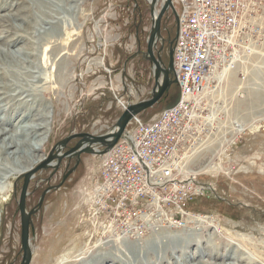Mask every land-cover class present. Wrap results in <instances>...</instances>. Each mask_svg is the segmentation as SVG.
<instances>
[{
	"label": "rangeland",
	"instance_id": "rangeland-1",
	"mask_svg": "<svg viewBox=\"0 0 264 264\" xmlns=\"http://www.w3.org/2000/svg\"><path fill=\"white\" fill-rule=\"evenodd\" d=\"M6 1L12 5V13L22 7L19 1ZM152 1L55 0L59 19L46 20L43 25L39 22L35 26L39 35L28 36L18 30L5 35L27 36L23 40L19 37V47L29 46L32 37L40 48L49 41L54 49L49 52L52 57L47 67L39 73L30 67L32 61L27 58H0L11 64L10 73L16 75L6 90L0 91L4 93L0 95V122L9 131L6 139L17 128L12 136L33 144L29 136L20 137L18 129L30 119L19 124V117L30 107L36 114L38 106L33 96L21 89H31L37 99L42 97L47 102L51 118L49 142L42 152L45 158L69 135L111 132L123 112L122 104L127 107L149 99L154 86L153 69L143 54L151 29ZM162 4L158 0L154 10ZM242 5L232 50L214 75L210 89L197 99L195 117L187 125L185 146L173 159L179 171L176 188L168 196L141 197L137 205L140 217H133L131 222L127 216L136 214L129 211L132 205L118 210L113 200L97 190L101 156L82 154L75 170L62 183L75 159H63L56 170L50 167L37 171L26 189V211L36 208L42 193L50 189L31 216L29 264H41L33 260L44 257L47 251L53 250L54 259L71 247L78 255L71 264L103 262L96 260L101 251L108 255L106 261L110 264H239L231 259L233 256L245 259L241 264H264V0H242ZM12 24L26 28L21 21ZM174 34L173 16L168 10L160 25L164 43L161 48L157 41L153 49L157 56L164 47V57H160L165 66L167 42ZM38 77L43 78L42 82ZM4 82L0 79V86L4 87ZM172 87L176 88L172 85L158 104L138 115L139 119L147 122L176 103ZM132 128L129 124L125 130ZM76 141H70L66 149ZM22 149V154L32 159V152L26 146ZM16 164L15 159L0 152V188L6 193L0 199V264H22L23 258L18 211L23 179L15 176L5 184L2 181ZM201 168H206L204 173L197 174ZM183 204L190 217H207L213 221V228L189 224L181 214ZM170 214L176 215L175 225L165 216ZM132 231L135 236L124 240L121 248L135 244L139 249L133 255L118 260L100 249L105 242L124 238ZM165 235L182 241L172 245ZM214 252L229 257L223 262L213 260L209 253ZM139 254L140 258L135 259Z\"/></svg>",
	"mask_w": 264,
	"mask_h": 264
},
{
	"label": "built area",
	"instance_id": "built-area-1",
	"mask_svg": "<svg viewBox=\"0 0 264 264\" xmlns=\"http://www.w3.org/2000/svg\"><path fill=\"white\" fill-rule=\"evenodd\" d=\"M171 3L177 16L175 20L172 14L176 37L167 44L170 48L172 42L177 101L147 122L135 116L129 123L133 128L124 130L118 142L101 156L95 182L99 193L113 200L116 209L127 210L132 205L129 211L136 214H129V221L140 217L137 205L141 197L168 196L176 188L179 171L173 159L185 146L197 99L210 89L214 75L232 50L243 7L242 0ZM121 107L126 109L124 104ZM185 206L181 214L186 218L189 212ZM165 216L169 223H177L176 215Z\"/></svg>",
	"mask_w": 264,
	"mask_h": 264
},
{
	"label": "bare ground",
	"instance_id": "bare-ground-1",
	"mask_svg": "<svg viewBox=\"0 0 264 264\" xmlns=\"http://www.w3.org/2000/svg\"><path fill=\"white\" fill-rule=\"evenodd\" d=\"M0 1H1L0 13L1 12H7L3 15H0V28H1V30H0V44H2V45H0V58L1 59H7L11 56L15 57V58L22 57V58H24V60L27 58V59L32 61V63L30 62L31 63L30 67H32L34 70H36L37 73H39L40 71L42 72V70H44L47 67V64L49 62L50 57H52V56H49V52L53 53V51H54V49H52V47H49L50 42L49 41L46 42V44L42 45L43 47L40 48V46L37 45L38 41L32 42V37H31L30 38L31 41H29L30 42L29 46L19 47L20 46L19 37L21 40H23L24 38H28L27 36L25 37L24 35H20V36L17 35L18 37H16L14 35L13 37L9 38V36L5 37V35L11 34L12 30L21 31V32H23V34H26L28 36L30 34H32V36H36V34L39 35V33H40L39 30L38 29L36 30V28H35V26L39 22H41L43 25L44 23H46V20H48L50 22L51 20L55 21L56 19L57 20L59 19L58 11H60V9L58 7H56V6H58L56 4L57 2L55 3L54 2L55 0H16V1L20 2V5H22V7L17 9L15 13H12V10L10 9L12 5H8L6 0H0ZM70 1L72 2L73 0H70ZM74 1H76V0H74ZM147 1L149 2L151 0H147ZM160 1H162V3L164 2V0H160ZM157 2H158V0H156L154 2V4L156 5ZM158 11L154 10V14H153L154 17L157 15ZM33 14H35V15L33 16ZM152 19H153V17H152ZM15 21H21L22 23H24L26 25V28L19 29V28L13 27L12 22H15ZM62 24H63V22H62ZM35 30L38 33H35ZM51 39H52V37L49 38V40H51ZM32 43H34V44L36 43V45H31ZM42 44H43V42H42ZM14 48H16V49L13 50V52H11L10 50H12ZM40 49H41V53L38 54ZM22 58H20V59H22ZM1 59H0V76H1L0 79H5L6 82H4V85H3L4 87L0 86V91L4 90L5 88H7V86H9V85H7V83H9L11 81L12 77H13L12 79H14L16 77L15 74L10 73V69L12 67L11 64L9 65V64L3 62V60H1ZM19 71L20 70H18L17 72H19ZM152 72H153V70H152ZM38 79H39V81L42 82L43 78L41 79L38 77ZM13 82L16 85H18V81L17 82L13 81ZM11 85H13V84H11ZM27 89H21L20 91L27 93L28 96L30 94L33 96L34 101H35L34 104H37V106H38L37 107L38 112L33 115L32 111H34L33 110L34 108L30 107V108L25 109V111H23L19 117L20 118L19 124H24L29 119L31 122L24 124V126H22V125L19 126L18 129H20L19 136L20 137L29 136L30 138H32L33 144L28 143V141L27 142L20 141V139L16 138L15 136L13 137L12 134L16 133L17 128H15L13 130V133L10 135V137H8L6 139L7 134H9V131L4 127V125H3L4 123L0 122V141L2 144L0 146V152H1V154H4L5 156L6 155L11 156L13 159H15V161L18 162V164L14 165L10 169H8L9 171H7L5 176L2 178V181L4 182V184H5V182L12 181V179L15 176H17L16 178L19 177V179L22 178L23 175L27 174L34 166L39 165L45 159L42 152L45 151L46 145L49 142V138H50V135H49V133H50L49 119L51 118L50 117L51 115L48 112V107L46 104L47 102H44L42 100V97L37 99L36 98L37 94L35 95V93L33 91H31V89L30 90H27ZM14 92H15V90H14ZM39 94H40V92H39ZM0 95L3 96L4 93L0 92ZM8 98L10 99V96H8ZM0 99H2V98L0 97ZM2 101H4V100H2ZM25 103L23 102L21 105H24ZM0 111H2L1 107H0ZM126 131L127 130H125V132ZM24 146H26L32 152V154H33L32 159L26 158L25 157L26 155H23L22 152L20 151L22 149V147H24ZM97 151H98V149H97ZM5 163H6V161H5ZM9 165H11V164L9 163ZM204 169H206V168H201L196 173L200 174L204 171ZM5 194L6 193L3 190H1V188H0V199H3ZM185 219L187 220V222L189 224L193 223V224H197V225L199 224L201 226H205V227L210 228V229L213 228V221L207 217L197 216V217L193 218V217H190V215H189ZM207 230H209V229H207ZM133 236H135V233L133 231H132V233L126 232L124 235V238H122V237H118L116 239L114 238L113 240H109V241L105 242L104 245L102 244L99 247H100V249L105 250L107 253L108 252L112 253L116 259H118L119 257H124V256L126 257V256L132 254L135 250L138 251V249H139L135 244L127 247L128 249L127 248L126 249L121 248V243H123V241L126 240L127 238L129 239ZM164 237L165 238L170 237L168 240H170L172 245L177 244V242L181 240V239H178L179 237H177V236L165 235ZM184 240L186 241L187 239H184ZM74 250H75L74 247H71L69 249L67 248V249L60 251V253H57V256H55V258H54L55 259L54 264H69L70 262H75V260H73V259L75 257H77L78 255H75L76 251H74ZM141 252L144 253L143 249L141 250ZM136 254H137V252H136ZM209 254H210L209 257H211L213 260L217 259V260L222 261V260H224V258L228 259V257H229L228 255L222 256L220 254H217V252L209 253ZM53 256H54L53 250L49 251V252L47 251L44 254V257H42V258L35 257V259L33 260V263L38 262V260H39L41 264H51V260L53 259ZM96 256H98L97 257L98 259H96V260H98V261L103 260V262H100V263L97 262L98 264H102V263L103 264H110L111 263L110 260H109V262L106 261V259H108V255H106V254L102 255V251L100 252L99 255H96ZM193 257H195V256H193ZM139 258H140V254L138 256H136L135 259H139ZM234 258L235 257L233 256L231 259H233L235 262H239V264H241L242 261L244 262V260H245L242 258H235V259ZM112 260L114 261L115 259H112Z\"/></svg>",
	"mask_w": 264,
	"mask_h": 264
},
{
	"label": "water",
	"instance_id": "water-1",
	"mask_svg": "<svg viewBox=\"0 0 264 264\" xmlns=\"http://www.w3.org/2000/svg\"><path fill=\"white\" fill-rule=\"evenodd\" d=\"M155 1L156 0L152 1L150 7V15L151 18L153 17V19L147 39V50L146 53L143 54L145 60H148L152 64V69H153L154 86L151 91L150 98L141 101L137 104L128 105L126 109L122 112L119 119L116 121L112 131L109 133L100 136H94L90 134L69 135L64 140L58 142L51 149L47 158H45L43 162L37 165L35 169H31L27 174L23 175L22 177L23 185L21 187L19 201H18V211L20 215V227H21L20 244H21V250L23 252L22 264H29L31 259V252L29 248V239H28L29 227L31 226V216L36 212L37 208L40 207L44 195L50 189V188L46 189L42 193L36 208L30 210L29 212H26V208H25V199L27 195L26 189L32 175L39 170H43L50 167L54 168L55 170L58 169L57 164L60 163V161H62L63 159H75L74 167L71 170L67 171V173L63 176V179L61 181L62 183L75 170L80 160V156L82 154H91L97 156H102L106 154L122 137L124 130L127 127V125L130 123V121L135 116H138L142 112L151 109L153 108V106L158 104L162 100L164 95L167 93L169 88L172 85L176 84L175 79H172V73H173V61H172L173 49L171 46L172 42L170 43V48L168 51L167 66H165L162 63L160 55L158 54L157 56H154V52H153V49L155 48V44L157 41L161 43V48L164 43V40L161 39V35H160V25H161L162 17L168 10H170L172 14L175 16V20H177L176 12L173 8L171 0H164L159 11L157 12V15L154 17L153 14H154ZM72 140H77L75 145L73 147L66 149L67 144Z\"/></svg>",
	"mask_w": 264,
	"mask_h": 264
},
{
	"label": "trees",
	"instance_id": "trees-1",
	"mask_svg": "<svg viewBox=\"0 0 264 264\" xmlns=\"http://www.w3.org/2000/svg\"><path fill=\"white\" fill-rule=\"evenodd\" d=\"M172 90H173V93H174V95H175V99L177 100V97H178V91H177L176 88H173V87H172Z\"/></svg>",
	"mask_w": 264,
	"mask_h": 264
},
{
	"label": "flooded vegetation",
	"instance_id": "flooded-vegetation-1",
	"mask_svg": "<svg viewBox=\"0 0 264 264\" xmlns=\"http://www.w3.org/2000/svg\"><path fill=\"white\" fill-rule=\"evenodd\" d=\"M160 55H161L162 58L164 57V47H163L162 52H161Z\"/></svg>",
	"mask_w": 264,
	"mask_h": 264
}]
</instances>
